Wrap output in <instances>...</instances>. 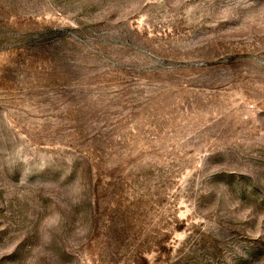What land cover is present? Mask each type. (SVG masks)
Wrapping results in <instances>:
<instances>
[{
  "label": "rangeland",
  "instance_id": "1",
  "mask_svg": "<svg viewBox=\"0 0 264 264\" xmlns=\"http://www.w3.org/2000/svg\"><path fill=\"white\" fill-rule=\"evenodd\" d=\"M0 264H264V0H0Z\"/></svg>",
  "mask_w": 264,
  "mask_h": 264
}]
</instances>
